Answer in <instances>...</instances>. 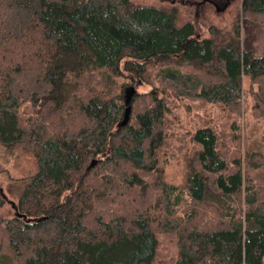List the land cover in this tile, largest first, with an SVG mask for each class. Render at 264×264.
<instances>
[{
  "label": "trees",
  "instance_id": "trees-1",
  "mask_svg": "<svg viewBox=\"0 0 264 264\" xmlns=\"http://www.w3.org/2000/svg\"><path fill=\"white\" fill-rule=\"evenodd\" d=\"M179 10L0 0V264H264V151L239 120L196 126L181 183L163 180L166 115L184 101L264 116V54L242 47L238 17L197 37ZM239 16L264 23V0ZM19 153L34 170L13 178Z\"/></svg>",
  "mask_w": 264,
  "mask_h": 264
},
{
  "label": "rangeland",
  "instance_id": "rangeland-1",
  "mask_svg": "<svg viewBox=\"0 0 264 264\" xmlns=\"http://www.w3.org/2000/svg\"><path fill=\"white\" fill-rule=\"evenodd\" d=\"M138 3H156L160 1H171L179 5V20L186 18L193 21L194 27L198 32L197 37H202L207 33V27L211 24L221 29H228L230 24L238 17L240 24V41L245 49H250L254 55L264 54V23H256L254 21L245 20L239 16L240 0H202L197 3L196 0H136ZM242 87H246V79H243ZM148 87L139 85L137 91H145ZM22 116L33 113L32 109L26 104H22L19 109ZM176 116V117H175ZM170 123L169 131L172 135L170 139V152L164 158L168 160L163 164V180L170 184H180L185 169L183 162V154L188 148H191L190 141L191 131L201 124H218L227 126L226 124L233 120H239L240 136L244 147L250 150L258 149L264 151L261 145L260 132L264 124V116L254 117L249 111L243 114H233L227 110L218 109L216 106L202 102L184 101L177 109H172V113L166 115ZM167 124V125H168ZM261 143V144H260ZM174 154L175 156H171ZM9 175L18 178L24 174L34 170V164L31 154L19 153L14 156L13 160L8 161L5 166ZM6 176L0 175V190H5ZM5 193V192H4ZM3 193V194H4ZM8 198V197H7ZM8 208V215L12 213ZM161 251L170 250L169 239L161 237Z\"/></svg>",
  "mask_w": 264,
  "mask_h": 264
},
{
  "label": "water",
  "instance_id": "water-1",
  "mask_svg": "<svg viewBox=\"0 0 264 264\" xmlns=\"http://www.w3.org/2000/svg\"><path fill=\"white\" fill-rule=\"evenodd\" d=\"M201 1H199V2H201ZM134 92H135L134 86H127L124 89V104H125V108H124L122 120L117 124V127L125 125V123L128 120V114H129V109H130L129 101H130V98H131V96L133 95ZM93 163H94L93 160L90 161V163L88 165V168H90L93 165Z\"/></svg>",
  "mask_w": 264,
  "mask_h": 264
}]
</instances>
